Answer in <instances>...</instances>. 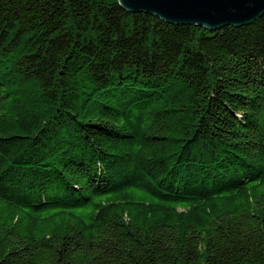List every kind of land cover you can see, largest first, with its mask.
<instances>
[{"label":"trees","instance_id":"16d2710c","mask_svg":"<svg viewBox=\"0 0 264 264\" xmlns=\"http://www.w3.org/2000/svg\"><path fill=\"white\" fill-rule=\"evenodd\" d=\"M0 264H264V15L0 0Z\"/></svg>","mask_w":264,"mask_h":264},{"label":"water","instance_id":"95a60500","mask_svg":"<svg viewBox=\"0 0 264 264\" xmlns=\"http://www.w3.org/2000/svg\"><path fill=\"white\" fill-rule=\"evenodd\" d=\"M131 13L152 14L172 25L207 30L248 26L264 15V0H118Z\"/></svg>","mask_w":264,"mask_h":264}]
</instances>
